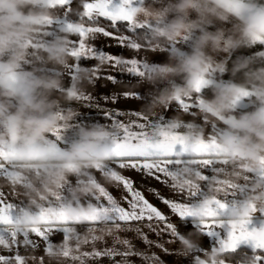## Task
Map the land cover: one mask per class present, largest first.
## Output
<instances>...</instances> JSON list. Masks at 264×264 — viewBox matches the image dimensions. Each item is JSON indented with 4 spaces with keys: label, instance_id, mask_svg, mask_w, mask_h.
Masks as SVG:
<instances>
[{
    "label": "clouds",
    "instance_id": "clouds-1",
    "mask_svg": "<svg viewBox=\"0 0 264 264\" xmlns=\"http://www.w3.org/2000/svg\"><path fill=\"white\" fill-rule=\"evenodd\" d=\"M60 6V0H0V149L7 164L17 169L0 177V183L23 189L29 206L37 208L72 177L87 178L74 188L73 199L76 193L86 196L97 187L90 173L112 159L110 145L105 144L107 132L100 126L82 130L80 138L65 148L50 142L74 115L65 106L78 98L76 86H65L63 70L75 62L72 37L79 26H64L44 42L52 10ZM140 11L160 21L141 48L157 52L167 46L166 61L147 77L153 91L142 106L149 118L155 111L166 114L156 138L182 140L189 150L212 145L234 166L231 173L208 180L194 217L212 220L226 232L233 225L251 227L247 221L257 205L264 207V192L239 207L221 209L219 200L242 174L264 170V0H167L162 8ZM80 15H87V9ZM177 43L186 46L177 48ZM213 128H222L223 134H213ZM112 179V174L104 177L106 184ZM204 180L186 167L177 184L195 191ZM40 226L38 214L31 212L9 225L18 233ZM121 227L117 224L107 234ZM203 235L202 228L190 229L181 243L195 253ZM225 242L197 255L194 264H225ZM0 245L8 247L3 239Z\"/></svg>",
    "mask_w": 264,
    "mask_h": 264
},
{
    "label": "crops",
    "instance_id": "crops-1",
    "mask_svg": "<svg viewBox=\"0 0 264 264\" xmlns=\"http://www.w3.org/2000/svg\"><path fill=\"white\" fill-rule=\"evenodd\" d=\"M167 0H88L82 4L81 0H60L72 15L80 14L87 9V16H106L113 20H125L132 26L145 25L152 29L160 26V21L143 14L140 9L151 6L154 9L162 8ZM78 25L77 34L72 37L75 62H70L63 70L65 86H76L78 98L65 106V111L74 113L66 126L59 128L49 139L57 148H65L76 142L82 130L93 126H100L107 132L106 145L119 143L118 134L127 126L137 133H149L156 137L157 128L166 122L163 111L147 114L142 107L146 105L153 91L147 77L152 74L158 63L167 59V46L157 52H148L141 48L134 37L126 34H114L104 28L72 22L65 17H52L48 26V35L44 42L52 40L64 26ZM104 33V34H102ZM118 37L125 51L115 57L108 53L97 55V44L107 51L115 50ZM103 42V43H101ZM181 43L175 45L183 48ZM94 56L92 64L81 63L82 57ZM119 73L115 83L102 78L105 74ZM83 80L81 85L79 81ZM121 94L117 103L105 102L100 99L104 95ZM128 93L134 99L123 97ZM247 107V105H244ZM122 111V115L106 118V113ZM116 124V127L113 125ZM132 124L137 127L132 129ZM213 134H223L222 128L211 129ZM180 141L175 138H168ZM177 143L171 153H157L143 160L148 167L145 169L148 176L134 169H120L115 166L116 156L110 147L112 159L105 161L104 165L90 173L91 183L97 187L86 196L76 193L73 199L74 188L85 182V177H72L71 183L66 184L55 197L43 201L41 206H29L23 189L0 183V239L7 242L8 247L0 245V264H110L105 258L95 255L97 250L115 246L125 238L132 240L137 248H142L147 257L146 262L137 258L136 264H194L197 255L204 253L224 243V253L234 251L241 247L264 251V207L257 205L250 215L247 224L251 227L233 225L230 232H226L214 221H201L194 217V209L207 193L208 180L212 177H223L231 173L233 165L221 157L212 145L204 149L193 148L185 150L182 145L178 150ZM34 155H36L34 153ZM198 171L205 180L198 190L188 191L181 189L177 179L181 178L184 169ZM16 166L7 164L6 153L0 149V177H8L16 172ZM129 176L134 186L141 190L150 202L157 206L158 211H152L137 203L134 207L125 205V189L123 181L117 177L121 174ZM112 174V182L106 184L104 177ZM259 185V187H254ZM168 199L163 203L156 193ZM264 192V170L242 174L234 184L228 185L219 200V207L225 209L229 206L239 207L252 195ZM131 195V193H129ZM109 196L112 200L109 201ZM133 201L136 199L132 197ZM69 204L80 205L79 208ZM131 204V201H129ZM9 205L12 207L10 208ZM124 208L130 213L124 219L121 215L105 209ZM63 206L64 215L56 213ZM46 215H41V210ZM31 212L38 214L41 221L39 228L25 233L14 231L9 225L14 218ZM131 213H134L132 215ZM166 215L167 219H164ZM215 215V213H213ZM101 216V219H97ZM121 225L118 230L107 234V229ZM203 229L201 237L202 247L195 253L188 251L181 243L189 230ZM239 228V230H237ZM141 235L147 236L145 243ZM225 264H264V254L257 255L247 261H228Z\"/></svg>",
    "mask_w": 264,
    "mask_h": 264
},
{
    "label": "snow or ice",
    "instance_id": "snow-or-ice-1",
    "mask_svg": "<svg viewBox=\"0 0 264 264\" xmlns=\"http://www.w3.org/2000/svg\"><path fill=\"white\" fill-rule=\"evenodd\" d=\"M113 39L117 40V46L115 50L110 52L105 50L104 48H101L100 44H97V47L95 49L97 55H102L106 52L109 56L115 57L118 54L123 53L125 51V46L120 44V40L118 37L113 36ZM95 59L96 57L94 56L82 57L81 63L92 64L90 62L94 61ZM118 76L119 73H117L116 75L107 73L102 78L115 83L118 79ZM120 96L121 94L119 93L112 95L106 94L100 99L104 100L105 102L117 103L120 99ZM123 97L125 99L135 98L130 97L128 93H123ZM122 114V111L119 110H109L106 113V118H119ZM113 126L116 127V124H114ZM136 127V124H132V129H135ZM118 139L119 143L110 146L117 158L115 166L120 169H134L138 172H142L145 176H148V172L145 170L148 166L146 164H143L142 161L148 159L152 155L157 154L154 149H159V154L171 153L174 151L175 145L177 143L182 145L185 150L187 149V145L182 140H158L155 136L149 133H137L131 131L127 126H124L122 132L118 134ZM206 147L207 146L200 145L198 146V149H204ZM117 178L123 181L122 186L125 189L126 193L124 196V200L127 207H134L137 203H141L143 206L141 208V211L143 210V208H148L152 211H158L157 206H155L154 203L150 202V200L146 198L145 194L134 186V182L129 176L122 173ZM129 193H131V195H129ZM156 195L163 203L168 202L169 198L161 196L159 192H157ZM133 196L136 198L134 201L132 199ZM108 199L109 201H111L112 197L109 196ZM129 201H131V204H129ZM9 207L11 208L12 206L9 205ZM109 211L121 215L122 219L130 215V213L126 212L124 208H117L115 205H113L111 209H105L106 213ZM131 214L134 215V213ZM41 215L45 216L46 210L42 209ZM56 215H64L63 206H61V209L56 213ZM164 219H167L166 215L164 216ZM141 239L146 243L148 238L146 235H141ZM95 255L99 256L101 259L107 258L110 261V264H136V260L133 259L134 257L142 262H146L147 257L150 254H146L142 248H137V245L133 243L132 240L125 238L122 242H118L115 246H109L103 250H97Z\"/></svg>",
    "mask_w": 264,
    "mask_h": 264
},
{
    "label": "trees",
    "instance_id": "trees-1",
    "mask_svg": "<svg viewBox=\"0 0 264 264\" xmlns=\"http://www.w3.org/2000/svg\"><path fill=\"white\" fill-rule=\"evenodd\" d=\"M52 17H65L72 22H79L84 25L97 26L104 28L114 34H126L135 38L140 44H146L151 40V34L154 29L145 26H132L125 20H113L106 16L89 17L80 14L72 15L65 5L52 10ZM181 46V43H177ZM264 254L263 250H254L248 247H241L234 251L224 253V259L232 262L247 261L254 259L257 255Z\"/></svg>",
    "mask_w": 264,
    "mask_h": 264
},
{
    "label": "rangeland",
    "instance_id": "rangeland-1",
    "mask_svg": "<svg viewBox=\"0 0 264 264\" xmlns=\"http://www.w3.org/2000/svg\"><path fill=\"white\" fill-rule=\"evenodd\" d=\"M115 21V20H114Z\"/></svg>",
    "mask_w": 264,
    "mask_h": 264
}]
</instances>
